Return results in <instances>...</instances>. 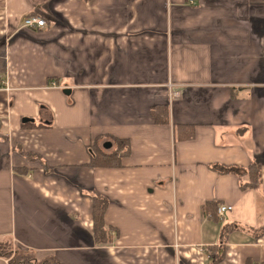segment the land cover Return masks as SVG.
<instances>
[{
  "label": "crops",
  "instance_id": "obj_1",
  "mask_svg": "<svg viewBox=\"0 0 264 264\" xmlns=\"http://www.w3.org/2000/svg\"><path fill=\"white\" fill-rule=\"evenodd\" d=\"M0 42V239L61 264H208L219 244V264H264V0H0ZM96 138L129 153L90 167ZM253 161L255 189L211 167Z\"/></svg>",
  "mask_w": 264,
  "mask_h": 264
},
{
  "label": "trees",
  "instance_id": "obj_2",
  "mask_svg": "<svg viewBox=\"0 0 264 264\" xmlns=\"http://www.w3.org/2000/svg\"><path fill=\"white\" fill-rule=\"evenodd\" d=\"M5 71V44L0 42V75ZM151 116L154 121L159 124H166L169 121L168 118V106L167 105H155L151 108ZM23 126H29L24 121ZM177 139H190L193 137L192 125H178L176 127ZM96 138L91 146L90 150V167H102V166H119L122 157L129 153V144L127 139L112 138L115 143V150L110 154H104L97 145ZM23 155L30 158L36 157L32 153H24ZM211 167L218 173H232L237 175L239 179L245 177V180L241 181V189H255L261 183V166L256 162H251L247 167L239 165H227V164H212ZM92 197V226L93 237L96 243L106 244L110 241L111 236L109 229L104 223V213L107 207V199L105 196L98 192H93ZM216 203L214 201H208L204 204L203 210L205 213L215 216ZM234 230L233 227H228L226 224L221 230V239L226 238L229 233ZM264 229L259 230L257 236L262 234ZM210 255L208 264H219L225 258V248L223 245H215L210 247ZM0 257L5 258L8 264H61L54 256L48 255L41 259H37L33 252L29 249H21V247H13L11 240L8 238L0 239Z\"/></svg>",
  "mask_w": 264,
  "mask_h": 264
},
{
  "label": "built area",
  "instance_id": "obj_3",
  "mask_svg": "<svg viewBox=\"0 0 264 264\" xmlns=\"http://www.w3.org/2000/svg\"><path fill=\"white\" fill-rule=\"evenodd\" d=\"M21 25L23 27H28V28H42L44 27L45 24V20L43 18H40L37 15H26L23 17L22 21H21ZM54 85V84H52ZM232 209L231 205H219L217 207V212L219 214H223L229 210Z\"/></svg>",
  "mask_w": 264,
  "mask_h": 264
},
{
  "label": "rangeland",
  "instance_id": "obj_4",
  "mask_svg": "<svg viewBox=\"0 0 264 264\" xmlns=\"http://www.w3.org/2000/svg\"><path fill=\"white\" fill-rule=\"evenodd\" d=\"M11 245H13V247H14V246L17 247V244L14 243V242H12V241H11ZM21 249H23V248L21 247Z\"/></svg>",
  "mask_w": 264,
  "mask_h": 264
},
{
  "label": "water",
  "instance_id": "obj_5",
  "mask_svg": "<svg viewBox=\"0 0 264 264\" xmlns=\"http://www.w3.org/2000/svg\"><path fill=\"white\" fill-rule=\"evenodd\" d=\"M66 91H68V90H66Z\"/></svg>",
  "mask_w": 264,
  "mask_h": 264
}]
</instances>
